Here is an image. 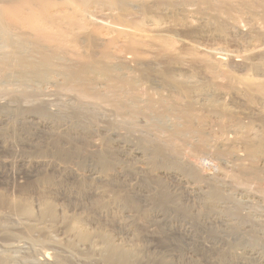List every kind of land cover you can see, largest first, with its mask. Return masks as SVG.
Wrapping results in <instances>:
<instances>
[{
  "label": "rangeland",
  "instance_id": "374dc122",
  "mask_svg": "<svg viewBox=\"0 0 264 264\" xmlns=\"http://www.w3.org/2000/svg\"><path fill=\"white\" fill-rule=\"evenodd\" d=\"M129 12L136 14L138 9L131 7ZM109 15L110 12L101 7H91L88 9V22L102 23L105 22L103 18ZM148 17L151 28L170 33L172 39L168 48L149 50L147 60L135 64L126 63L122 58L126 56L124 52L122 56L120 50L106 46L108 44L95 48L96 52L93 53L81 47L77 52L84 57V61L73 63L75 67L72 64L58 67L57 71L60 69L69 74V70L87 64L104 71L111 64L121 69L130 67L128 70H133L130 72L143 79L149 76L159 78L163 85H167L163 90L149 87L150 83L148 85L146 82V85L141 83L139 88L131 80L132 83L124 81L127 79L123 80L119 71L117 74L121 80L114 75L115 78L108 81L114 88L108 87L109 83L94 91L79 87L82 97L78 98L74 92L64 89L63 81L53 90L47 83L43 86L36 82L25 83L14 76L6 80L0 74V109H3L0 110V144L5 145H0V162L6 161L5 164L13 165L12 169L16 171L19 168L17 164L22 161L40 157V160L53 164V160H57L55 154L58 148L62 152L67 150L66 153H73L75 148L77 156L82 155L85 159L81 168L76 166L75 156L63 163L65 165H56L74 169V172L85 177L90 172L98 171L97 163L93 162L97 161L98 154L102 151L106 155L111 154L109 157L115 158H109V161L113 162L114 168L111 165V173H108L119 186L113 188V192L135 195L133 198H136L138 208L109 204L111 214L122 217L124 225L121 229L124 232L111 229L110 225L105 229L116 238H121L117 239L122 243L137 246L141 253H145L144 256L148 253L144 262L148 261L147 258H158L160 251H171L173 254L175 252V256L183 253L182 261L192 264H264V166L260 168L256 159H252L256 151H264V109L260 105L262 100L248 96L244 89L248 80H264V22L259 18L261 29L249 31L245 27L246 16L240 15L237 17L241 26L238 32L229 22L227 24V21L211 16L208 26H205L206 29L202 27L201 33H196L197 39L191 46L184 40L193 32L190 27L161 24L153 15ZM5 36L11 40V34L0 32V59L7 61L6 55H9L10 49L5 46ZM103 53L118 55L115 63L114 58H109L110 63L98 60L104 56ZM119 81L122 83L119 84ZM130 83L133 84L131 88ZM148 87L153 89L149 90ZM161 94L166 102L159 104L162 106L160 108L152 101L162 98ZM141 101L147 104L151 101V105L161 112L150 109L155 110L150 114V110L140 109ZM167 107L170 109L165 110ZM21 111L24 114L18 113ZM142 141L149 143V147L162 148L166 154L155 155L151 148L142 147ZM49 147H53V150ZM233 154L237 156L234 160L231 157ZM113 160H116L115 163ZM191 172L203 180H194ZM150 177H156L163 187L152 182L147 186L144 182ZM2 186L0 181V193L7 192L10 197L18 194L16 188L17 193ZM211 186L219 190L222 199L213 207L207 194ZM108 194L111 196L110 192ZM159 195H168L176 201L175 205L171 204L166 211L159 210L154 206L159 201ZM108 201L111 202V199ZM178 208L184 210L185 215L181 216ZM109 211L101 214L103 220L109 216ZM160 219L163 223H157ZM3 242L11 245V240H0V244ZM177 242L181 243L180 249H177L180 252L174 247ZM2 244L0 259L6 260L3 264H42L40 260L38 262L40 257L32 252L27 253L29 255L13 254ZM163 246H167V249H163ZM11 257L16 260L13 261ZM62 257L68 258L66 264H86L75 255ZM172 259L176 260L174 257Z\"/></svg>",
  "mask_w": 264,
  "mask_h": 264
},
{
  "label": "bare ground",
  "instance_id": "6f19581e",
  "mask_svg": "<svg viewBox=\"0 0 264 264\" xmlns=\"http://www.w3.org/2000/svg\"><path fill=\"white\" fill-rule=\"evenodd\" d=\"M91 7H101L109 11L110 15L103 18L105 22L91 24L88 22V9ZM131 7L137 8L138 12H136V14L129 12ZM114 12L118 13L114 14ZM151 15L158 18L161 24H171L180 28L183 26L190 27L193 32L190 36H185L184 40H186V44L192 46L197 39L196 33H201L202 27L205 28V26H208L211 16L220 20L222 19L223 21L225 20L227 24L229 22L235 30L240 31L241 26H239L240 23L237 17L243 15L246 16L247 19V21L245 20V27H247L249 31H259L261 29V25L258 23L260 21L259 18L264 22V0H0V32L7 35L11 34V40L5 36V46L10 49V53L6 55L7 61L0 59V74L6 80L14 76L15 79L18 78V80L20 79L25 83L36 82L42 84L41 86L47 83L52 86L53 90H56L60 81H63L65 82V85L61 84L65 87L63 88L74 92L78 98L82 97L81 89H78L79 87H83L85 90H97L102 86L104 87L106 83H109L108 81L111 80L114 75L120 78V75H118L119 71L120 74H122L121 78L127 79H123L124 81L131 80L133 84H138L137 87H139L141 83L143 84L146 82L147 84L150 83V85L148 84L149 87L153 86L154 89L159 88L163 90L167 85H163L159 78H150L149 76L143 79V77L141 78L136 74L134 75L133 72H130L133 71L128 70L131 69L130 67L128 69L126 67L121 69L122 67H113L111 64L108 70L104 71L97 69L94 65L87 64V66L83 65L84 67L81 66L79 69L69 70L68 68L67 71L69 70V74L64 71L62 72V70L60 71V69L57 71L58 67L61 66L67 67L69 64L74 66L73 63L76 62L79 64L78 62L84 58L77 52L81 47L87 48L93 53L96 50L95 48L108 44L106 46H114L116 50H120V53L124 52L126 56H123L122 53V58L126 63L135 62V64H140L136 62L147 60L146 58L149 55V50L154 48H168L172 39L170 33L164 29L151 28V21L148 17ZM48 49H56V51L57 49H64L65 51L61 50L63 51L61 52L58 50L60 52H56ZM103 54L104 56L102 55L98 60H107V62H109V58H114L113 63H115L114 60L118 56H111L110 53L108 55L105 53ZM9 59L11 61H9ZM82 61L80 63H82ZM128 65L130 66V64ZM49 66H52V68ZM120 66H122V64ZM134 73L136 72L134 71ZM121 78L119 80H121ZM122 81H119V84L122 83ZM115 82H117L116 79ZM133 84L129 87L131 88ZM110 85L109 83L108 87H111ZM153 88L151 87L149 90ZM244 89L248 96L256 100H264V80H248L244 84ZM121 90L123 89L121 88ZM162 98L159 97V100L155 102L153 99L151 100H153L152 102L154 105H159L166 99H164L163 96ZM145 101L139 103L141 106L139 107L140 109H147L148 111L150 109H157L156 106V108H154V106L151 105V101L150 104L145 103ZM260 101H258V103H260ZM262 101L260 105L264 109ZM159 107L161 108L162 106L159 105ZM166 109L170 108L167 107L165 110ZM152 111L155 110H150L149 113L151 114ZM158 112L161 111L158 110ZM18 113H23V111ZM164 114L166 115V113ZM65 139L66 137H64V140ZM50 143L52 142L50 141ZM146 143V141H142V147L145 149L151 148L155 155L164 156L166 154L162 148L152 145L149 147V143ZM44 145L46 144L44 143ZM4 149H6V147ZM51 149L53 150V147ZM59 149L60 148H58V152L55 154L57 155L56 158L58 162L57 160H53L55 162L53 164L52 162L50 163V161L48 163V161L40 160V157H34L30 161L16 163L19 168L14 171L15 169H12L13 165L11 163L12 167L5 164L6 161L4 162L2 160L4 164L0 162V181L2 182V187L5 189L11 188V190L16 188L18 192V196L16 195L15 197H13V194L10 197L7 192L0 193V240H11V245H6L4 242V244L1 243L2 246H7L6 250H9L13 254L21 253L24 255L29 252V254H31L32 252L40 257L38 262L41 261L42 264H54V262L55 264H66L68 258L62 256L67 255H75L80 261L86 264H192V262L188 263L187 261L185 263V261H182L183 253L181 255L178 253V256H175V252L173 254L171 251H160L159 256L157 255L158 253L156 254L158 258H147L148 261L144 262L143 259L148 253L144 256V252L141 253L137 246H129L127 243H122V241L119 240L121 238L117 237L119 238L117 239L109 230L105 229L106 226L110 225L109 227L111 229L123 231L121 229L123 224L121 220L122 217H120V215L111 214L112 211H109L112 206L111 204H122L126 207L138 208L137 201L135 200L136 198H133L135 196L134 193H132L134 196H129L113 192V188H118L119 186L113 181L115 178L111 177L108 171L111 169L110 166H113V162L111 163L109 158L113 159L115 157L111 158L109 157L111 154L106 155L102 151L103 154H101V152L96 156L97 161L94 159V161L92 160L97 163L99 167L98 171L90 172L84 177V175L81 176V174L74 172V169L71 170V168L67 169L66 167H64L65 169L59 168L60 166L57 167L56 165L59 163H66L68 160H71V157L75 156L73 158L77 159L76 166L81 168L85 162L84 157L81 155L82 153L79 154L81 156H77L78 153L75 151V148L73 153H70L72 152L70 150H68L70 151L68 153H66L67 150L62 152L63 150L60 151L61 149ZM8 150L9 149H7V151ZM138 151L142 154L140 149H138ZM39 153L40 152L37 154ZM0 157L2 158V156ZM231 157L233 160L237 158L234 154L231 155ZM252 159H256V163L260 168L263 167L264 151H256L254 155H252ZM7 162L9 163L8 160ZM7 167H10L11 171H9L10 168L8 169ZM112 168H114V166ZM1 170H3V172ZM190 175L194 180L200 182L201 178L199 179L197 174L191 172ZM156 179V177H150L146 179L144 183L147 186L149 182L157 186H162L161 182ZM107 192H110V194L111 192L113 193L110 196ZM207 194L209 202L211 201L213 204L212 207L215 206V203L222 200L219 190L214 186L210 187V191ZM107 198L111 199V202H107V200H109ZM158 198L159 201L157 200L158 202H155L154 206L159 210L166 211L168 206L171 204L175 205L176 202L168 195H159ZM104 199H107L106 202ZM109 204L111 205L110 207ZM105 210L109 211L111 216L109 214V216L103 220L101 214L104 213ZM178 210L181 216L185 215L186 212L184 210L180 208H178ZM158 222H162L161 219L157 221V223ZM166 226L168 225L166 224ZM126 238H128V236ZM20 244H23V246H20ZM174 247H176V250L180 249L181 243L177 242ZM29 248L32 251H29ZM162 248L167 249V246H163ZM183 250L185 251L186 249ZM187 250L189 252V249ZM177 251L180 252L181 250ZM173 257L176 258V260H173ZM4 262H6L5 259H0V264Z\"/></svg>",
  "mask_w": 264,
  "mask_h": 264
}]
</instances>
